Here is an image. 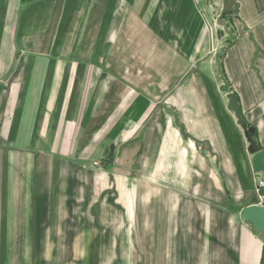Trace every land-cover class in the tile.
Instances as JSON below:
<instances>
[{"label":"crops","instance_id":"0c3cea01","mask_svg":"<svg viewBox=\"0 0 264 264\" xmlns=\"http://www.w3.org/2000/svg\"><path fill=\"white\" fill-rule=\"evenodd\" d=\"M223 2L0 0V264H84L81 242L117 239L100 209H131L133 170L156 179L170 239L218 242L199 264H264L240 218L263 174L227 99L264 152V0L220 25Z\"/></svg>","mask_w":264,"mask_h":264},{"label":"rangeland","instance_id":"374dc122","mask_svg":"<svg viewBox=\"0 0 264 264\" xmlns=\"http://www.w3.org/2000/svg\"><path fill=\"white\" fill-rule=\"evenodd\" d=\"M148 16H154L153 8ZM68 49L74 54L75 49ZM102 166V162L93 163L95 169H104ZM156 185L155 178L139 177L133 170L131 192L125 194L126 199L124 193L123 198L117 199L121 201L122 206L131 202V209L117 206L116 215H111L108 209H100V231L113 228L112 221L114 220L117 239L103 240L101 238L100 241L81 242L80 250L84 253L82 257L84 264H199L204 261L205 251L218 250V242L189 240V237L195 235L193 233L181 232L177 235L181 237L180 239H170L171 225L166 223L165 210L163 214L161 209L157 212V208L159 206L161 208L162 194L156 193L154 188ZM91 194L95 198L96 193L91 192ZM101 195L105 197L101 200L108 199L107 197L110 196L107 190ZM128 197H131V200ZM168 197L164 201L170 200L171 194ZM114 200L116 199L113 198L112 201ZM123 222H126L125 228ZM129 227L130 231L127 230ZM182 227L187 229L186 225ZM104 234L101 233V237ZM127 236H130V239H125ZM71 243L75 245L76 241ZM61 259H65L67 264L75 263L74 257L55 256L52 258V264L61 263ZM81 260L78 257L76 263H80Z\"/></svg>","mask_w":264,"mask_h":264},{"label":"water","instance_id":"95a60500","mask_svg":"<svg viewBox=\"0 0 264 264\" xmlns=\"http://www.w3.org/2000/svg\"><path fill=\"white\" fill-rule=\"evenodd\" d=\"M239 10V4L236 0H225L223 2L222 12L219 16L218 22L220 25H224V17L226 15H237ZM228 99V110L232 112L237 120V125L241 128V130L245 133L249 145L250 151L254 154L251 160L252 169L257 174H263L264 180V152L259 151L258 146L253 140L252 132L247 127L245 119L242 117L241 114V107L239 105V98L235 94H229L227 96ZM168 113L174 118L176 126L179 128L181 135L186 138L193 140L196 147L205 148L208 146L207 143L199 142L194 140L189 135L184 133L183 126L178 122L176 114L168 110ZM208 150L211 151L210 147L208 146ZM260 198L264 199V188H262L258 193ZM240 218L243 223L250 222L255 230L261 232L264 235V202L260 206H250L245 208L240 213Z\"/></svg>","mask_w":264,"mask_h":264},{"label":"built area","instance_id":"2783aa9c","mask_svg":"<svg viewBox=\"0 0 264 264\" xmlns=\"http://www.w3.org/2000/svg\"><path fill=\"white\" fill-rule=\"evenodd\" d=\"M224 1H225V0H224ZM262 188H264V181H261V182L258 184V186H257V190H256L257 194L259 193V191H260Z\"/></svg>","mask_w":264,"mask_h":264},{"label":"trees","instance_id":"16d2710c","mask_svg":"<svg viewBox=\"0 0 264 264\" xmlns=\"http://www.w3.org/2000/svg\"><path fill=\"white\" fill-rule=\"evenodd\" d=\"M248 127V126H247ZM250 130H251V132H252V136H253V140H254V137H255V130L253 129V128H251V127H248ZM109 163H111L110 161H109Z\"/></svg>","mask_w":264,"mask_h":264}]
</instances>
